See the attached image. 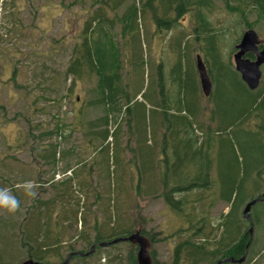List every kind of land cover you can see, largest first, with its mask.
<instances>
[{
    "label": "trees",
    "instance_id": "trees-1",
    "mask_svg": "<svg viewBox=\"0 0 264 264\" xmlns=\"http://www.w3.org/2000/svg\"><path fill=\"white\" fill-rule=\"evenodd\" d=\"M126 1H128L127 5ZM223 2V10L227 17L231 16L235 19L226 27H217L216 23L209 19L208 14L211 15L214 10L212 0H116L113 2L101 0V5L89 14V18L85 21L83 27L82 44L80 47H76L66 74L73 78L74 83L77 79L86 76L82 75L83 73H86L87 77L92 75L96 79V86L90 93L87 106L100 113L101 117L93 119L87 117L86 122L83 118L86 115L85 109L79 111L77 121H80V118H82V121L84 119L83 123L80 124V126H83L80 132L84 136L85 146L79 147L78 150H75L77 145L73 146V149L71 147L67 151L62 150L56 157L57 148L64 143L65 131L69 127L76 126L75 120L66 124L64 121L65 116L62 117L59 112L60 114L56 116L57 122L53 127L54 130L52 129L53 131L44 133V135L60 136V140L55 143L51 142L47 146L44 145L45 147L43 145L32 147L37 150L39 161H41L40 165H43L42 168H37V181L46 178L48 172L54 170L56 166H62V163L58 161H63L64 167L69 168L73 175L65 181L50 182L51 190H49L53 197L48 198L47 201L41 198H25L29 217H25L24 224H18L21 227L17 239L20 245L26 249L27 254L19 264L25 260H32L40 264H62L72 253L74 254L73 257H76V253L84 254L90 251L95 243H89L87 251L74 252L73 245L62 241L63 238L58 235L62 232V230L60 232L56 229L61 226V220L59 222L58 218L55 219L59 204L73 200L74 206L77 207L80 205L78 192L83 188L81 186H91L92 184L96 187L98 194L96 202L94 201L95 204L99 205L102 200H111L115 188H119L115 186L114 179L119 167L124 165L122 155L125 151L132 153L135 151L134 154L137 156L133 155L129 162L135 167L138 175V178L136 177L138 182L134 185L132 193L137 197H141L143 193L140 182L154 181L155 175L152 174V168L157 169L160 176L156 184L161 187L157 189L153 183L148 185L147 189L153 188V190H146L145 197L159 196L178 219H184L181 228L170 236V238L184 236L172 251L171 264L189 263L190 259L193 260V264H216L218 261L229 258L236 261L243 256L245 259L240 264H252L253 261L256 262V257H259L258 261H261L260 258L264 256V245L259 247L258 238H255L253 233H248L250 223L244 217L243 221L248 225L243 230V225L239 219V216H241L239 210H244L248 202L262 197L264 192L262 186L264 185V120H259L262 123L257 125L258 130H255L257 135H251L248 128L245 127V123L251 119V114L256 112L250 110V107L256 105L260 111H264V81L256 90H249L242 82L239 74L233 69L230 57L229 59L222 57L219 51V43L220 39L239 25H242L245 31L249 29L255 31L254 29H259L260 25L264 26V0H223ZM124 4V13L121 17H117V21L122 25L121 35L125 40L134 35L139 36V30L141 31L142 26L141 21L147 19L148 16L155 27V32L160 34L157 38L162 40L164 39L163 36L168 34L167 41L173 38L174 44L170 52L174 54V63H171L172 65L167 69L165 64L168 56L160 57L161 64H158V69L155 72L152 69L151 72L150 68L147 76L149 83L144 93H141L140 88L134 89L131 86V80L128 78L123 85L121 84V73L125 71V68L129 66L128 71L130 73L135 72V67L129 60L126 61L125 57L123 58V52L111 33V28H114L115 24L113 26V20L106 17L105 8L108 7L112 11L114 9L117 11ZM187 14L191 18L192 29H184L180 26L181 18ZM253 16L255 18L250 20ZM106 26H108V30ZM237 37L236 35L235 38ZM238 41L239 38L235 39L233 46ZM195 52L200 53L208 69L213 86L210 98L214 94L219 95L222 87H233V85L237 87L235 88L240 95L239 99L233 102L230 108L219 115V119L223 121H220V124H224L215 129L211 127L212 123L217 124V118L207 117L202 109L196 111L189 109L188 104H186L184 106L192 113V116L188 118V112L186 113L182 108L180 77L183 70L186 72L191 69L195 75L194 87L189 79L185 83L186 87L191 88V90L193 88L200 101L203 96L197 73L194 72L189 61L190 53ZM245 57L250 60L254 59L252 54H247ZM85 66L87 67L86 71L83 70ZM214 69H217L216 73L218 74L212 77L211 71ZM221 69L225 70L224 74L219 71ZM225 75L230 76L229 80L225 79ZM138 97H141L142 100L137 99ZM210 98L207 100L208 102ZM224 101L227 100L224 99ZM258 116L259 114L255 117L259 118ZM123 118L127 123L130 136L124 145H120V141H118L121 136L119 134L120 126L115 128L112 133L109 132L108 127L111 122H120ZM140 123L144 132L141 139L153 149L158 148V151H162V153L164 151L170 153V155L167 153L163 156L165 162L163 174L160 167L158 169V165L154 163V160L148 159V154L144 156L145 152L142 153L138 133ZM86 126L88 127L87 131L89 130L88 133L85 131ZM240 127L243 128L240 131L238 130L237 133L236 129ZM99 140L100 143L98 144ZM108 140L111 142L114 140V148H112V143H108ZM132 141L135 143L134 146L131 144ZM235 142L240 149H243L241 160L234 150ZM106 147H108V150ZM103 149L107 150L108 153L102 164L101 162H92L88 166L85 163V157L90 158L92 156L93 158L97 151ZM215 150H217L216 157L214 155ZM219 150H221L220 155L223 152V155H225L223 156L225 162L222 166L225 174V193H221L218 189L217 194L212 189V174L214 170H217L218 164L220 163L221 166L223 163L222 160H219ZM155 160L157 161V159ZM158 161L161 162V160ZM110 162L114 166H110ZM68 163L70 164L67 166ZM73 167L84 169L78 175L75 174ZM146 167L150 168L146 170ZM102 168L106 169L105 175ZM17 173L20 177L18 174L14 175L19 177V180H17L19 183L27 180L24 174ZM95 174H99V177ZM93 175L95 178H93ZM37 181L35 183H41ZM9 188H12V185ZM157 190H159V193H157ZM246 190H249V192L246 193ZM17 195L19 198L18 193ZM208 199H210V202H208ZM219 200L227 205L228 211L222 216L223 220L218 221L215 231H220V228H223L224 231L219 239L214 238L213 241H210L209 238H204L210 233L205 235L206 223L198 216L196 209L205 212L207 207H211ZM137 201H140L139 198H137ZM106 206L109 205H102V208L99 206L100 211L104 212L108 219H111L113 214L108 213L109 209ZM137 208L134 215L136 220L131 225L134 226L133 229L132 227H126L125 224L115 228L110 227L112 229L111 233L115 232L116 235H112L106 242H103L104 239L100 236L101 232L97 231L94 242L96 244L111 243L113 240L127 237L138 231L153 243L154 236L145 230L144 220L138 215L140 211L138 206ZM251 210L249 215L252 227L254 225L259 226L261 218L258 215L253 217ZM69 215L73 218L75 216L77 222L75 226L79 223V234L81 236V233H84V230H81V225L85 223V220L81 219V213L74 207L70 209ZM76 217H78V220ZM26 221H28V226ZM51 227L52 229H50ZM92 227H95V225ZM50 231L55 232L54 241L37 243V239L41 240L43 238L45 241ZM106 232H109V230ZM197 237L200 239L203 237L202 242H195L194 240ZM87 238L88 236L85 239ZM165 238L168 237L165 236L163 239ZM135 249V247L130 248V264H136ZM62 250H66L65 257H63ZM151 256L152 264H157L154 256Z\"/></svg>",
    "mask_w": 264,
    "mask_h": 264
},
{
    "label": "rangeland",
    "instance_id": "rangeland-1",
    "mask_svg": "<svg viewBox=\"0 0 264 264\" xmlns=\"http://www.w3.org/2000/svg\"><path fill=\"white\" fill-rule=\"evenodd\" d=\"M100 1L101 0H0V186L10 187V185H12L14 189V186L19 183L17 180H19L20 175L17 172L24 174L27 180L30 179L34 183L37 181V168H42L43 165H40L41 161H39L38 152L33 148L42 145L45 147L44 145L47 146L51 142L55 143L60 140V136L44 135V133H49L54 130L53 127L57 122L56 116L58 114L61 113L62 117L65 116L64 121L66 124L75 120L76 126L69 127V129L65 131L64 135H66V137L65 139L63 138L64 143L60 144L57 148L56 157H58V154H60L62 150L67 151L71 147L73 149V146L75 147L76 145L75 150H78L79 147L85 146L84 136L80 132L83 127L80 126V124L83 123L84 119L82 121V118H80V121H77V114L79 111L83 108L85 109L86 115L83 118H85L86 122L87 117L88 119L101 117L100 113L93 110L92 107L87 106L90 100V93H92V89L96 86V79L92 77V75L87 77V74L83 73L82 75L86 76L77 79L74 83L73 78L66 74L71 59L74 57L76 47H80L82 44L84 23L89 18V14L101 5ZM108 1L113 2L116 0ZM212 1L214 2V10L211 15L208 14V17L211 21L216 23L217 27H226L232 20H235L233 17H227L225 14L223 10V0ZM127 4L128 1H126V5ZM124 8L125 4L119 7L117 11H115V9L112 11L108 7L105 8L106 17L109 20H113V26L115 24V27L111 28V33L114 36L115 42L123 52V58L125 57L126 61L129 60L135 67V72L130 73L128 71L129 66L125 68V71L121 73V84L123 85L128 78L131 80V86H133L134 89L140 88L141 93H144L149 83L147 76L150 72V68L151 72L152 69L154 72L158 69V64H161L159 58L168 56L165 64L167 69L170 68L172 65L171 63H174V54L170 52L174 44L173 38L167 41L169 34L163 36L164 39L162 40L157 38L160 34L155 32V27L148 16L147 19L141 21L142 26L141 31L139 30V36L134 35L128 40H125L121 35L122 25L117 21V17L123 15ZM254 18L255 16L250 20ZM180 26L184 29H192L189 14L181 18ZM106 29L108 30V26H106ZM254 30L258 37L264 40V26L260 25L259 29L256 28ZM244 31V27L239 25L228 35L226 34L224 38L220 39L219 51L224 59H229L230 57V62L234 70L233 54L235 53V46L238 44L233 46L234 41L238 38L240 40ZM236 35L238 36L237 38H235ZM196 55H200V53L195 52L189 55V61L195 73H197L195 70ZM139 65H141V67H139ZM83 70L86 71L87 67H83ZM260 70L262 73L260 81L261 86V83L264 81V64L261 66ZM216 71L217 69L211 71L212 77L218 74ZM219 71H221L222 74L225 73L223 69ZM224 77H226V80H229L230 76L227 77V75H225ZM188 79L189 82L192 81L191 83L194 87L195 75L191 69H188L186 72L183 70L180 77L182 85L180 98L183 110L189 114L188 118L192 116V113L186 109L184 106L186 104H188L189 109L195 111L202 109L204 110L202 112H205L207 117L213 116L217 118V124L212 123L211 128L215 129L223 126L224 123L220 124L221 120L219 119V115L227 108H230L231 104L239 99L240 95L236 90L237 87L234 85V88L224 86L220 89L221 92L219 95L214 94L211 98L210 96L204 97L203 95L200 101L195 95L193 88L191 90V88L186 87L185 83ZM209 98L210 101L208 102L207 100ZM137 99L142 100L141 97ZM224 99L227 101L225 102ZM250 110L256 112L251 114V119L245 123V127L248 128L251 135H257L255 130H258L257 125L262 123V121L259 120H264V111H260L256 105L250 107ZM258 114L259 118L255 117ZM193 116L195 115L193 114ZM117 121H119V119H117ZM77 123H79V125H77ZM118 126H120L119 134L121 135L118 141H120V145H124L130 136L124 118L120 122H111L108 130L109 132H113ZM87 128L86 126L85 131H87ZM242 128L243 127L236 129V132L238 133V130L240 131ZM138 130L141 140L139 144H141L142 153H146L144 156L148 154V159L154 160V163L158 165V169L160 167L163 174V169L165 167L163 156L167 153L170 155V153L167 151L162 153V151H158V148L155 147V149H153L141 139L144 134L141 123ZM39 136H41V138H39ZM113 142L114 140L112 142L108 140L109 144H113ZM99 143L100 140L98 141V144ZM131 144L133 146L135 145L133 141ZM112 148H114V144ZM106 149L108 150V147H106ZM107 150L103 149L97 151L96 154L93 155V158L92 156L90 158L85 157V163L88 164V166L92 162H101L102 164L103 160L107 157ZM234 150L241 160L243 158L241 155L243 149H240L236 142L234 143ZM216 151L217 150L214 152L215 157ZM134 152L135 151H133V153L125 151L123 153L124 155H122L124 165L119 167L114 179L115 186L119 188H115L112 198L108 195L111 200H102L99 205L95 204L98 194L96 192V187L92 184L91 186H81L83 188L78 192L80 205L77 207L74 206L73 200H69V202L66 201V203L61 202L59 204L55 219L58 218L59 222L61 220V226L56 229L60 232L62 230V232L58 234L63 238L62 241L71 243L74 252H79L80 250L87 251L88 244L95 243L93 245V252L89 256L84 258L78 256L72 257L68 264H130L129 252L131 247L128 243H116L113 245L111 244L112 246L99 248L94 240L97 236V231H99V233L101 232L100 236L104 239L103 242H106L112 235H116L114 234L115 232L111 233L112 229L110 227L115 228L116 226L118 227L125 224L126 227H132L133 229L134 226L131 225L132 222L136 220L134 215L135 211L138 209L137 206L140 211L138 215L144 220L143 226L145 230L154 236L150 254L154 256L157 264H171L172 251L177 243L182 241L184 236L178 238H170V236L181 228L184 224V219H178L177 216L166 207L164 201L159 196H153L152 198L145 197L146 195H144V193L146 190H153V188L148 190V185L153 183L154 187L157 189L161 187L156 184L160 176L157 169L155 170L152 168V174L155 175V178H153L154 181L148 183H146V181L140 182L141 191L143 193L141 196L142 198L132 193L134 185L138 182L136 180V177L138 178L136 169L129 163L133 155H135ZM220 152L221 150L218 152L219 155ZM223 154L220 155L219 159L222 160L223 163L221 166L219 163L217 170H214L212 174L213 192H217L219 189L221 193H225V174L223 172L224 169H222L225 162V157L223 156L225 155ZM155 159H157V161ZM158 160H161V162ZM58 162H61L62 166H56L54 170L48 172L46 178L37 181L43 182L42 184L35 183L38 186L36 189L37 196L35 198H41L45 201H47L48 198H52L53 195L50 192L51 188L49 186L50 182L57 183L65 181L67 178L70 179L73 175L69 168L64 167L63 161ZM69 164L70 163H68L67 166ZM110 166H114L112 162H110ZM148 168L150 167H146V170ZM72 169L75 174L80 175L84 168L73 167ZM103 171L105 175L106 169H103ZM14 174H18L19 177ZM95 176L99 177V174H95ZM95 176L93 175V178H95ZM262 186L264 187V185ZM245 192L247 193L249 190ZM157 193H159V190H157ZM18 194L22 201L20 209L15 214H8L0 211V264H19L22 258L27 254L26 249L20 245L17 236L20 234L21 227L18 226V224H24L23 220H26L25 217H29V214H27L28 207L27 203H25L26 197L23 193L18 192ZM137 198H139V202ZM148 198L149 200H147ZM208 202H210V199H208ZM105 204L109 205L106 206L109 209L108 213L110 215L113 214L111 219H108V216H105L104 212L100 211L102 205L104 206ZM73 207L77 208L81 213V219L83 218L85 220V223L81 225V230H84L81 236L79 234V223L75 226L77 223L75 221V216L73 218V216L71 217L69 215L70 209ZM227 211V205L220 202V200L215 202L211 207H207L205 212H200L199 209H196L198 216L206 223L207 229L205 230V235L210 233L204 236V238H209L210 241H213L214 238H220L224 230L220 228V231H215V227L219 220H223L222 216ZM242 212L243 209H240L239 213L242 217L239 216V219L244 230L248 224L246 225L243 221ZM251 212L253 217L258 215L261 218V224L259 226L254 225L252 229L254 237L258 238V246L261 247L264 245V202L256 203L252 207ZM76 219L78 220V217H76ZM27 223L28 221H26V224ZM94 225L95 227H92ZM97 228L99 229L97 230ZM50 229H52V227ZM108 230L109 232H106ZM54 233V231H50L45 241L43 238V240L37 239V243H50L54 241ZM87 236L88 238L85 239ZM165 236L168 238L163 239ZM202 239L203 237L201 239L197 237L194 241L202 242ZM62 254L63 257H65L66 250H62ZM258 260L259 257H256V262L253 261L252 264H264V256L260 258L261 261ZM182 264H193V260L190 259L189 263L182 262Z\"/></svg>",
    "mask_w": 264,
    "mask_h": 264
},
{
    "label": "water",
    "instance_id": "water-1",
    "mask_svg": "<svg viewBox=\"0 0 264 264\" xmlns=\"http://www.w3.org/2000/svg\"><path fill=\"white\" fill-rule=\"evenodd\" d=\"M263 44V40L259 39L257 33L253 30H246L236 45V52L233 55V64L236 72L240 75L242 82L246 87L253 91L256 90L260 84L261 80V70L260 67L264 64V44L262 49L259 51L258 47ZM246 54H252L254 60H249L245 58ZM195 67L199 79L200 89L204 97H209L211 94L212 83L207 72V68L203 63V60L199 55L195 57ZM258 202H264V192L262 197H258L246 204L243 210V217L250 223V228L248 233H252V222L250 218V210ZM119 242H126L130 244L131 248L136 247V264H152L151 258V242L138 231H135L133 234L113 240L111 243H101L100 247L107 246L109 244H116ZM94 246L91 247L88 253L82 254L77 253L78 256H88L92 253ZM74 254H70L62 264H68L69 260ZM245 257L243 256L239 260H233L232 258L224 259L218 261L216 264H225V263H242ZM21 264H40L32 260H25Z\"/></svg>",
    "mask_w": 264,
    "mask_h": 264
},
{
    "label": "clouds",
    "instance_id": "clouds-1",
    "mask_svg": "<svg viewBox=\"0 0 264 264\" xmlns=\"http://www.w3.org/2000/svg\"><path fill=\"white\" fill-rule=\"evenodd\" d=\"M15 190L9 187H0V211L15 214L21 207V200L17 193L22 192L27 198L37 196V185L32 180H24L15 186Z\"/></svg>",
    "mask_w": 264,
    "mask_h": 264
},
{
    "label": "flooded vegetation",
    "instance_id": "flooded-vegetation-1",
    "mask_svg": "<svg viewBox=\"0 0 264 264\" xmlns=\"http://www.w3.org/2000/svg\"><path fill=\"white\" fill-rule=\"evenodd\" d=\"M262 40H263V39H262ZM263 42H264V40H263ZM262 46H263V45H260V46L258 47V49L261 50V49H262Z\"/></svg>",
    "mask_w": 264,
    "mask_h": 264
},
{
    "label": "bare ground",
    "instance_id": "bare-ground-1",
    "mask_svg": "<svg viewBox=\"0 0 264 264\" xmlns=\"http://www.w3.org/2000/svg\"><path fill=\"white\" fill-rule=\"evenodd\" d=\"M111 133H112V131H111Z\"/></svg>",
    "mask_w": 264,
    "mask_h": 264
}]
</instances>
